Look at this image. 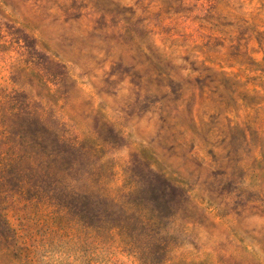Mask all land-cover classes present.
I'll return each mask as SVG.
<instances>
[{
    "label": "rangeland",
    "instance_id": "1",
    "mask_svg": "<svg viewBox=\"0 0 264 264\" xmlns=\"http://www.w3.org/2000/svg\"><path fill=\"white\" fill-rule=\"evenodd\" d=\"M0 264H264V0H0Z\"/></svg>",
    "mask_w": 264,
    "mask_h": 264
}]
</instances>
